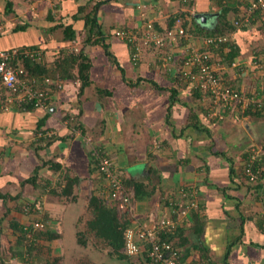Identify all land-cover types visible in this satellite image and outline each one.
Returning <instances> with one entry per match:
<instances>
[{
  "label": "crops",
  "instance_id": "0c3cea01",
  "mask_svg": "<svg viewBox=\"0 0 264 264\" xmlns=\"http://www.w3.org/2000/svg\"><path fill=\"white\" fill-rule=\"evenodd\" d=\"M87 1L0 0L1 49L38 46L48 68L66 46L83 48L92 61L91 82L82 94L79 79L60 76L51 78L58 88L49 106L0 108V192L9 196L5 201L0 197L1 242L9 236L4 234L6 225L13 232L12 220L20 224L29 220L19 212V202L41 196L61 250L68 251L67 243L77 237L78 222L83 219L85 228L89 218L85 215L91 197L87 177L96 170L90 150L99 146L114 159L126 181L143 183L145 193L137 198L140 215L164 208L182 187L197 191L200 220L196 223L190 215L182 227L186 244L181 249L188 257L208 256L214 264H264V204L260 187L253 186L244 173L248 144L264 143L259 126L264 115L244 112L220 120L212 104L180 81L176 70L187 54L182 52L185 46L201 47L203 38L211 36L201 31L209 32L220 24V0H107L97 19L111 54L102 43L85 42L83 20L72 18ZM248 1L237 3L239 11ZM179 12L186 13L194 38L159 53L148 50L138 63L131 60L129 44L114 34L125 27L143 29L146 20L166 27ZM201 16L206 18L201 20ZM259 20L255 17L245 30L238 28L230 34L240 47L234 61L239 65H228L221 54L220 62L213 58L229 83L247 91L255 89L254 85L244 87L248 81L258 84L256 88L264 85V24ZM69 23L77 32L72 41L64 38ZM163 51L173 52L175 68L163 64L159 58ZM176 87L177 94H172ZM42 129L53 132V141L40 148L50 140L36 137ZM44 161L49 163L44 165ZM34 176L36 180L29 181ZM56 179L64 180V188L68 179L73 180L69 192L61 191L65 200L41 194L43 189L49 192ZM127 186L136 194L132 183ZM100 195L115 204L107 190L101 189Z\"/></svg>",
  "mask_w": 264,
  "mask_h": 264
},
{
  "label": "built area",
  "instance_id": "2783aa9c",
  "mask_svg": "<svg viewBox=\"0 0 264 264\" xmlns=\"http://www.w3.org/2000/svg\"><path fill=\"white\" fill-rule=\"evenodd\" d=\"M257 13L264 18V0H249L243 7V13L234 24L248 27L253 23ZM1 31V27H0ZM114 34L130 44L131 60L137 63L148 50L160 51L173 49L183 41L193 39L192 32L178 20L173 28L167 26L160 30L153 20H146L141 32L131 27L117 29ZM230 34L205 36L203 45L185 46L187 54L183 64L176 65L178 78L191 86L192 92L200 91L203 99L212 104L213 111L220 120L231 115L237 117L251 110L264 114V85L247 91L228 83L212 62L218 56L209 49L220 48L230 42ZM147 48V49H146ZM146 51H145V50ZM26 58L44 59V51L35 47L0 48V108L4 111L25 104L35 108L47 107L53 94L51 78L40 80L24 66ZM166 68L174 66L173 52L159 56ZM219 57L217 62H220ZM234 65H239L233 62ZM51 130H40L36 137L51 139ZM247 159L244 173L253 186H259V197L264 204V144L253 143L246 149ZM92 161L99 175L105 181L108 197L116 204L120 218L129 219L130 226L124 231L125 248L128 256L141 258L143 264H214L208 257L190 258L174 244L173 236L185 225L192 210L199 208L197 191L182 187L177 198H172L164 207H156L145 215H140L137 196L133 188L126 184L124 175L116 167L110 154L98 147H92ZM47 223L36 221L35 226L44 229ZM176 241V240H175ZM185 255V256H184Z\"/></svg>",
  "mask_w": 264,
  "mask_h": 264
},
{
  "label": "trees",
  "instance_id": "16d2710c",
  "mask_svg": "<svg viewBox=\"0 0 264 264\" xmlns=\"http://www.w3.org/2000/svg\"><path fill=\"white\" fill-rule=\"evenodd\" d=\"M107 0H88L85 4L79 5L78 11L73 14L72 18L74 20L82 19L84 23V31H85V42H94L103 44L105 50L108 54H111V51L109 50L110 46L106 42H104V39L106 38L101 24L98 22L97 19V12L102 5V3H105ZM181 2H185V0H180ZM190 3H193V1H190ZM246 5V4H245ZM219 13L220 17L219 22L220 24L214 29L210 30L209 32L201 31L203 34H231L236 29L241 28L245 30V27H238L234 24L235 20L241 16L243 13V9L239 11V8L237 6L236 0H220V7H219ZM232 13H234L235 19L232 17ZM185 12H179L172 16L171 22L167 26L168 28H173L176 26L177 21L180 20L181 24L187 28L188 26V18L185 16ZM261 13L256 14V19H260L259 22L261 24H264V18H262ZM49 18H53L52 15H49ZM155 25L158 29L163 30V26L160 25V22H155ZM25 26H21V29ZM197 28L199 26L196 25ZM20 27L16 28L19 29ZM122 29V28H121ZM76 29L74 28L73 23H69L65 25L64 28V38L66 40L72 41L76 38ZM130 45V44H129ZM24 47H35L40 48L38 46H30V45H24ZM209 49L219 51L220 54L223 56L228 65L232 64L235 59L240 55V47L239 45L233 43L232 41L226 42L224 45H221L220 48L216 49V47L210 46ZM63 55L62 57L57 60V62L52 66V68H48L46 64H44L43 60H39L37 58H26L24 60V66L26 69L30 71V73L40 80H43L45 77L49 78H55L60 79L61 76L62 79H72L76 80L79 79L81 81L79 94H82L87 86L90 85L91 79H90V71L92 67V61L90 56L85 52L83 48H81L77 53L76 52H69L66 49H63ZM226 51V52H225ZM139 62V61H138ZM137 62V63H138ZM185 60L183 61V63ZM212 62L215 63V61L212 59ZM59 68V69H58ZM225 79V78H224ZM226 80V79H225ZM227 81V80H226ZM228 83L230 81H227ZM231 84V83H230ZM235 85V84H232ZM236 86V85H235ZM55 88L56 86L53 85ZM237 87V86H236ZM58 88V87H57ZM177 87L175 90L172 91V94H177ZM25 109H33L35 108L33 105L25 104ZM22 108V107H21ZM247 113H251L253 116L262 115L261 111L258 112H252L251 110L246 111ZM38 129L41 128L42 123L38 124ZM43 130V129H42ZM53 141V138L50 140H47L45 145L39 146L40 148L42 146L49 145ZM49 161H44L43 164L47 165ZM52 165L56 166L57 168H60L61 165L57 162L51 161ZM55 163V164H54ZM96 169V167L94 166ZM36 176L30 178L29 181H35ZM73 180H67L66 186L64 188V191L69 192L70 189H67L69 186L71 187L70 182ZM127 184L132 183L134 185V188L136 190V196L137 198H142L144 195V185L143 183L137 182V181H126ZM0 197L4 199V201L9 197L8 195L0 192ZM89 208L91 209L90 216L86 221L85 228H80L78 230V243L82 246H86L88 244V240L86 237H83L85 232L89 231L92 232L95 235V238H98V241L100 243H103L102 245L107 247L108 254L115 256L119 260H128L130 259L128 255H126L123 250L125 248V237H124V231L125 229L130 226V220L126 218H119V214L116 210V204H108L105 202L103 198H100L98 195H93L90 197L89 200ZM199 208L194 209L191 212V216L195 219L196 223L198 220H200V214H199ZM12 228L16 232H20L21 235L18 238L17 246L20 247L23 245V242L25 240V235L27 233V227L23 224H20L17 220H12L11 222ZM199 226V224H197ZM87 229V231H86ZM200 227L198 228V230ZM44 238L53 241L56 238H58V234L54 233L52 229H48L45 231H42L40 234ZM176 236L179 238V241H175ZM183 234V229L180 228L176 235H174L172 238L174 240V244L177 248H180L186 244V238ZM33 244V242H32ZM32 244H30L31 247L28 248V252L31 253ZM2 245H1V239H0V260L2 259ZM20 251L18 254L22 259H24V254ZM188 255V252L185 254ZM184 255V256H185ZM203 255H206L204 253ZM208 257V256H205ZM60 257H54L53 259H47L45 262L41 264H59ZM131 260V259H130ZM140 264H143L142 259L140 260ZM76 264H100L98 262L91 261L89 259H81Z\"/></svg>",
  "mask_w": 264,
  "mask_h": 264
},
{
  "label": "rangeland",
  "instance_id": "374dc122",
  "mask_svg": "<svg viewBox=\"0 0 264 264\" xmlns=\"http://www.w3.org/2000/svg\"><path fill=\"white\" fill-rule=\"evenodd\" d=\"M186 1V0H185ZM237 3H245L246 0H244V2H242V0H236ZM139 32H141L140 30H137ZM68 49L69 52H78L81 48L78 47H70V46H66V50ZM147 49V48H146ZM145 50V49H144ZM63 51L61 50L60 56L59 53L56 55V60L55 62L52 60L53 64L52 66H54V64L57 62V60H59L60 57H62L63 55ZM146 51V50H145ZM65 52V51H64ZM182 52H184V49L182 50ZM145 52H143L144 55ZM159 53V51H158ZM157 53V54H158ZM185 53V52H184ZM164 51H163V55H164ZM55 57V55L53 56ZM186 55L183 56V60L180 61L183 64V61L185 60ZM215 59V61H217L219 59V56L217 57H213ZM59 69V68H58ZM219 71V70H218ZM255 71V70H253ZM260 83V87L261 85H263L262 81H259ZM52 85V89L54 91V86H56L55 88H57V83H54L52 80V83L50 84ZM254 85V86H252ZM258 84H256L255 82L250 83L249 81L246 83V88H250V86H252V88H256ZM4 95L0 94V100L4 99ZM15 107V106H13ZM13 107L11 109H13ZM16 107H22L17 105ZM220 110V108H215L214 111H218ZM264 115V114H263ZM71 117V116H70ZM263 121H261V126L262 127V133L264 132V117ZM258 120V118L256 119ZM241 121V120H240ZM75 125H78L75 123ZM75 125H73V129L72 131H75L74 127ZM264 134V133H263ZM262 134V135H263ZM88 140L91 142L93 141L92 137H89ZM255 143V142H254ZM253 143H249L248 147L251 146ZM257 144H264V143H260L257 142ZM247 147V148H248ZM92 151V149L90 150ZM91 153V152H90ZM93 173V172H92ZM90 177V178H89ZM87 181H88V194L90 196L93 195H100V191L101 189L106 190V185H105V181L103 180V178H101V176L99 175L98 171L95 170V172L93 174H90V176L87 177ZM64 180L59 181V179H56L54 181V186L51 185V187L49 188V192H47L46 190L43 189V191H41V194H46L48 193L52 199H56L57 197L59 198H63V196H61V191L64 189L63 184ZM87 184V183H86ZM101 188V189H100ZM100 189V190H99ZM85 191V190H83ZM86 192V191H85ZM98 195V196H99ZM37 196V195H36ZM101 197V195H100ZM43 199L44 197L41 199V196L36 197V201L35 200H28L25 202H19V212L24 214L26 218H28L29 220H24L22 222L23 225H25L27 227V233H26V237L25 240L23 242V245L18 247L17 246V241L19 236L21 235L20 232H16L15 230L10 231L11 228L10 226L6 225L8 228L4 229V234L5 235H9L7 237L4 236L3 238V242H1L2 245V259L0 260V264H41L43 263V261L45 262L47 259H53L54 257H60L59 260V264H76L79 260L81 259H89L91 261L94 262H98L100 264H135V261L133 260H119L118 258H116L115 256H112L110 254H108V249L107 247L103 246V243H100L98 241V238H95V235L92 232H85V234L83 235V237H86L88 240V244L86 246H82L81 244L78 243V235L77 237L74 238L72 243H67V250L68 251H63L62 249V244L60 245L58 242V239L56 238L55 241H50L46 238H44L42 235H37L40 234L42 231L48 230V229H55V225L54 221H51V216L48 213V210H44V206H43ZM64 200L66 199L65 197L63 198ZM42 201V202H41ZM41 202V203H40ZM37 204H39V206H37ZM89 204V203H88ZM14 206V205H13ZM29 207V209H28ZM87 216H90L91 209L86 207V212H85ZM190 217H187L185 224L187 222V220ZM83 219L80 220V222H78V230L80 228H83L84 224H82ZM36 221H44L47 223L46 227L44 229H39L35 226V222ZM21 222V221H20ZM8 224V223H5ZM68 236V234H66ZM33 242V244H32ZM30 244H32V248H31V253L28 252V248L31 247ZM20 251H22L24 254V259H22L19 255H15L18 254ZM63 251V252H62ZM141 260V258H140ZM138 264L140 263V261H137ZM136 262V263H137Z\"/></svg>",
  "mask_w": 264,
  "mask_h": 264
},
{
  "label": "clouds",
  "instance_id": "9594fccd",
  "mask_svg": "<svg viewBox=\"0 0 264 264\" xmlns=\"http://www.w3.org/2000/svg\"><path fill=\"white\" fill-rule=\"evenodd\" d=\"M163 28H164V27H163ZM213 51H214V54H215V53H217V54L219 53V54H220L219 51H218V52H216V50H213ZM123 252H124V250H123ZM124 253H125V252H124ZM125 254H126V253H125ZM126 255H127V254H126ZM129 258H131L132 261L134 260L135 263H136L137 261H139V258H138V257H132V256H129Z\"/></svg>",
  "mask_w": 264,
  "mask_h": 264
},
{
  "label": "water",
  "instance_id": "95a60500",
  "mask_svg": "<svg viewBox=\"0 0 264 264\" xmlns=\"http://www.w3.org/2000/svg\"><path fill=\"white\" fill-rule=\"evenodd\" d=\"M204 17H205V16H204ZM204 17H203V16H201V18H200V19H201V20H204V19H203ZM205 18H206V17H205Z\"/></svg>",
  "mask_w": 264,
  "mask_h": 264
}]
</instances>
